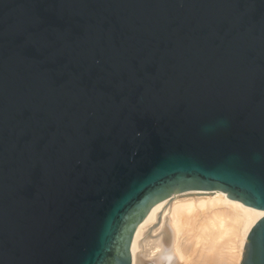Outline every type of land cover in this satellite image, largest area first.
<instances>
[{
	"label": "water",
	"instance_id": "1",
	"mask_svg": "<svg viewBox=\"0 0 264 264\" xmlns=\"http://www.w3.org/2000/svg\"><path fill=\"white\" fill-rule=\"evenodd\" d=\"M189 191L264 211V0H0V264H131Z\"/></svg>",
	"mask_w": 264,
	"mask_h": 264
},
{
	"label": "bare ground",
	"instance_id": "2",
	"mask_svg": "<svg viewBox=\"0 0 264 264\" xmlns=\"http://www.w3.org/2000/svg\"><path fill=\"white\" fill-rule=\"evenodd\" d=\"M264 216L219 191H189L154 205L138 225L131 264H239L246 235ZM154 254V255H155Z\"/></svg>",
	"mask_w": 264,
	"mask_h": 264
},
{
	"label": "rangeland",
	"instance_id": "3",
	"mask_svg": "<svg viewBox=\"0 0 264 264\" xmlns=\"http://www.w3.org/2000/svg\"><path fill=\"white\" fill-rule=\"evenodd\" d=\"M242 248H243V245H242ZM143 254V257H144V259H145V262L147 263V264H149L150 262H154L155 260H156V258H157V256H156V254L155 253H153V254H150V255H146L145 253H142ZM155 254V255H154ZM241 254H242V252H241Z\"/></svg>",
	"mask_w": 264,
	"mask_h": 264
}]
</instances>
